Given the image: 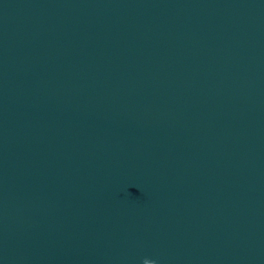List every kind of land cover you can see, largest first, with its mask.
<instances>
[{"label":"water","instance_id":"water-1","mask_svg":"<svg viewBox=\"0 0 264 264\" xmlns=\"http://www.w3.org/2000/svg\"><path fill=\"white\" fill-rule=\"evenodd\" d=\"M0 264H264V0H0Z\"/></svg>","mask_w":264,"mask_h":264}]
</instances>
